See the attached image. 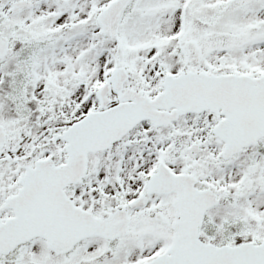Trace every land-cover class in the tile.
I'll use <instances>...</instances> for the list:
<instances>
[{"label":"snow or ice","instance_id":"obj_1","mask_svg":"<svg viewBox=\"0 0 264 264\" xmlns=\"http://www.w3.org/2000/svg\"><path fill=\"white\" fill-rule=\"evenodd\" d=\"M0 264H264V0H0Z\"/></svg>","mask_w":264,"mask_h":264}]
</instances>
